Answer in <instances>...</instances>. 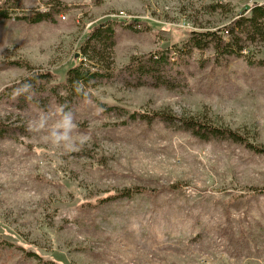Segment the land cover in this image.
<instances>
[{"label":"rangeland","instance_id":"374dc122","mask_svg":"<svg viewBox=\"0 0 264 264\" xmlns=\"http://www.w3.org/2000/svg\"><path fill=\"white\" fill-rule=\"evenodd\" d=\"M8 4L13 11L0 16V119L8 128L0 135V264H264V155L227 137L200 138L180 123L199 119L264 148V46L217 56L212 43L187 44L190 32L228 36L229 24L264 0ZM55 4L47 21L15 17ZM107 21L117 23L103 67L109 77L85 85L87 95H69L60 86L68 69L92 67L79 45ZM165 50L161 81L137 83L123 72ZM17 62L55 77L31 99L13 97L8 87L29 75ZM62 104L90 137L72 153L26 130L38 112ZM136 111L176 119L128 117ZM129 187L156 193L80 210L87 199Z\"/></svg>","mask_w":264,"mask_h":264},{"label":"trees","instance_id":"16d2710c","mask_svg":"<svg viewBox=\"0 0 264 264\" xmlns=\"http://www.w3.org/2000/svg\"><path fill=\"white\" fill-rule=\"evenodd\" d=\"M5 3L7 6L0 10V16H7L8 11H13V8L15 7L14 4L9 6L8 0H6ZM56 4L52 5L50 9H44V11H37L29 14L22 13L21 15H17L15 17L16 19L22 20L29 25L47 21L50 19V14L54 9L59 11L55 7ZM217 7L220 9V4H217ZM116 26L117 23L115 21L103 22L92 28L86 34V39L78 47V53H81L84 56V59H88L90 65L92 66L91 69L93 70L87 66H83V64H76L68 69L66 72V77L60 86L65 89L69 95L72 93L71 91L74 89L73 85L76 81H82L84 85L92 86L93 82L100 80L101 78L103 79V77H109L106 75V68L103 67L106 65L105 61L107 59L109 46L113 43L112 39L114 28ZM129 26L131 28L132 24H129ZM224 31L228 32V36L223 37L224 34L216 33L210 30L190 32L187 44H189V47L203 50L212 43L215 46L217 56L233 53L241 55L242 50L245 49V46L247 45L264 46V5H256L251 7L247 14L244 12L239 18L233 20ZM247 61L252 63L248 59ZM254 61L257 63V60ZM258 64L264 68V61H261ZM17 65L24 67L26 66L29 71V75L19 82L27 81L31 83L33 85L32 90L37 92L43 91L45 87L43 84L45 82L43 81L47 79H54L55 77L52 72H41L36 69H31L28 64L23 62H17ZM169 65L170 60L168 51H157L133 60L123 72L126 73L128 77H133L137 83H142V81H152L157 83L161 81V76H163L165 69ZM17 85L18 83L10 85L8 90L13 91V88ZM55 88L56 87L53 89ZM136 116H138L139 119L146 121V123H151L155 119H162L166 121H175L176 119L175 117L169 116V114H156L143 111L132 112L128 115V117L131 119H134ZM180 121L179 122L182 123L183 126L191 130L192 133L200 138H205L207 135L214 137H227L237 143L244 144L254 153L264 155V148H262V146L255 144L249 138L243 135L222 127L205 124L204 121L199 119L197 120L189 118L185 120L180 119ZM7 131V126L4 125L0 119V135L6 133ZM87 155L93 159V155L90 151H87ZM171 189H173V187H171ZM155 193L156 191L145 189L144 187H129L110 195L101 197L95 196L87 199L85 200V203L83 202L80 205V210L88 211L118 199H130L137 195L154 196Z\"/></svg>","mask_w":264,"mask_h":264},{"label":"clouds","instance_id":"9594fccd","mask_svg":"<svg viewBox=\"0 0 264 264\" xmlns=\"http://www.w3.org/2000/svg\"><path fill=\"white\" fill-rule=\"evenodd\" d=\"M77 94L87 95L82 81L74 82ZM33 85L27 81L19 82L13 88V97L28 94L31 99ZM26 130L29 132H44L43 139L53 146L62 148L66 153L79 151L90 140V137L78 130L75 114L67 108L66 104L56 105L48 112L40 111L27 121Z\"/></svg>","mask_w":264,"mask_h":264},{"label":"built area","instance_id":"2783aa9c","mask_svg":"<svg viewBox=\"0 0 264 264\" xmlns=\"http://www.w3.org/2000/svg\"><path fill=\"white\" fill-rule=\"evenodd\" d=\"M136 25V24H135ZM139 26V25H138ZM226 34L225 35H228V32H225Z\"/></svg>","mask_w":264,"mask_h":264}]
</instances>
